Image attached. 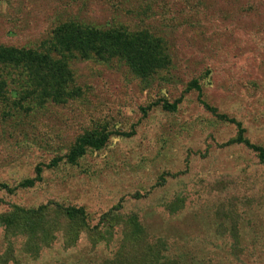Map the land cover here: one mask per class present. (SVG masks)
I'll list each match as a JSON object with an SVG mask.
<instances>
[{"label":"rangeland","instance_id":"rangeland-1","mask_svg":"<svg viewBox=\"0 0 264 264\" xmlns=\"http://www.w3.org/2000/svg\"><path fill=\"white\" fill-rule=\"evenodd\" d=\"M69 21L145 30L169 65L141 79L120 59L71 53L80 96L0 105V182L14 188L62 160L32 188L0 190V264H264V162L226 146L236 127L187 91L196 80L264 147V0H0V46L44 52ZM0 72L14 101L22 81ZM178 98L173 113L154 106ZM100 129L134 134L66 163L77 138Z\"/></svg>","mask_w":264,"mask_h":264},{"label":"trees","instance_id":"trees-1","mask_svg":"<svg viewBox=\"0 0 264 264\" xmlns=\"http://www.w3.org/2000/svg\"><path fill=\"white\" fill-rule=\"evenodd\" d=\"M51 39V49L49 47L44 52L0 46V70L8 67L22 81L21 90L14 93L17 99L10 101L7 98V83L1 78L0 72V105L22 107V103L29 100L38 101L40 106L49 101L59 105L80 96V90L73 85V75L68 65V56L71 53L77 54L84 60L91 57L97 60L120 59L132 74L141 79H148L169 65L162 41L145 30L134 33H127L121 29L101 30L69 21L56 26L52 31ZM51 53L58 58H53ZM192 89L197 92L198 101L207 112L217 120L236 127L235 137L225 145H241L254 153L260 162H264V147L252 143L245 136L246 131L242 123L226 114L219 113L216 108L207 104L202 98V90L196 80L189 83L187 91ZM180 102L181 98L172 103L159 100L154 103V106L160 105L162 110L173 113ZM143 113L146 114V110H143ZM133 134V130L108 132L100 129L85 132L77 138L65 156V161L74 165L87 150L98 151L105 147L111 137L130 138ZM60 161H62L60 158L53 159L43 167L54 168ZM43 167L36 166L34 177L21 181L14 188L0 182V190L13 193L17 189L34 187L41 181ZM40 210L42 212L44 208ZM63 212L69 220L85 219L82 208L67 207Z\"/></svg>","mask_w":264,"mask_h":264}]
</instances>
